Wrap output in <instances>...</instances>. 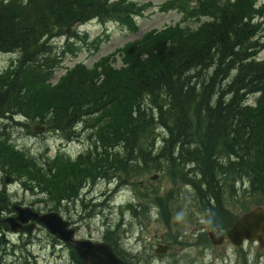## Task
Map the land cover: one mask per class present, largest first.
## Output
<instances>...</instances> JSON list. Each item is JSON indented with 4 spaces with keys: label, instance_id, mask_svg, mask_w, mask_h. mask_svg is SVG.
<instances>
[{
    "label": "trees",
    "instance_id": "1",
    "mask_svg": "<svg viewBox=\"0 0 264 264\" xmlns=\"http://www.w3.org/2000/svg\"><path fill=\"white\" fill-rule=\"evenodd\" d=\"M195 8L211 20L193 39H188L193 40L191 44L175 36L155 39L149 41L150 46L129 53L120 71H110L106 65L102 73L70 70L54 85L49 82L59 63L54 57L52 41L65 36L67 29L78 22L121 14L124 6L108 0H0V54L11 58L6 66L0 67V82L5 84L6 92L17 86L18 91L27 95L37 92L42 97V93L48 96L54 92L51 95L54 98L46 100L47 104L41 101L36 112L28 107L27 96L25 103L19 102V97L14 107L25 113L24 120H37L59 132L70 130L81 107L89 108L87 102L82 103L88 96L99 102L100 115L90 117L87 111L79 117L100 130L98 137L106 141L98 167L104 171L106 181L112 179L117 181V186L128 183L137 187V179L147 172L167 174L171 181L180 182V191L170 189L160 194L156 188L143 190L157 208L162 222L171 218L170 198L176 194L187 197L190 188V198L204 220L206 231L220 233L237 217L229 210L232 203L240 202L243 212L250 208L247 204L258 205L257 201L264 196V59L256 58L257 51L264 45V22L253 21L255 14L262 16V13L254 11L249 0H201ZM72 35H75L74 30ZM224 60L231 65L228 72L219 69V63ZM100 76L104 77L96 85ZM112 76L117 79L110 83ZM233 80L243 82L244 86L237 88ZM160 94V100L167 107L159 102L158 107H154L158 110L171 107L180 94V115L176 108L167 110L169 118L164 122L171 136L169 139L159 137V141L149 125L153 116L146 102L148 98L156 101ZM186 95L189 98L182 103V96ZM252 95L256 97L249 103ZM189 103L193 105L191 109ZM227 115L233 121L220 138L219 149L225 147L221 149L220 160L207 157L219 149L209 151L212 148L208 147L200 153L201 150L189 145L188 139L195 132L208 128L214 119L224 122L222 119ZM23 126L26 122L20 128L26 137L28 130H21ZM23 137L20 139L25 141ZM157 140L163 142L156 152L151 146ZM129 143H134V152L126 148L116 150L119 145ZM129 155L132 162L127 164L123 159ZM176 156L180 158V167L173 160ZM42 161L35 160L24 146L16 149L0 145V168L4 172L22 171L27 185L44 186L46 192L55 182L51 172L53 165L46 159ZM67 166L61 165L62 170ZM195 166H198L197 171L192 170ZM121 174L126 176L121 177ZM56 176L66 181L64 173ZM118 238L121 235L104 236L126 264L128 260L118 248L123 247L122 244L118 247L114 244ZM205 242L206 233L199 231L196 243L206 245Z\"/></svg>",
    "mask_w": 264,
    "mask_h": 264
},
{
    "label": "bare ground",
    "instance_id": "2",
    "mask_svg": "<svg viewBox=\"0 0 264 264\" xmlns=\"http://www.w3.org/2000/svg\"><path fill=\"white\" fill-rule=\"evenodd\" d=\"M224 61V63H219V69L221 71L228 72V67L230 68L231 65L227 60ZM12 78L15 79V77ZM183 78L186 77L183 75ZM233 81L236 84L237 88H242L244 86V83L240 82L239 80ZM184 87L185 84L180 87L182 91L184 90ZM42 94L44 97L45 93ZM1 96L2 99L0 101V104L4 106H0L3 107L0 109V115H3L0 117V145L13 148L15 145L14 135L18 133V130L24 123V117H26V115H24L25 113L20 112L16 107H14V104L18 105L19 97L21 98V101L19 102L25 103V98L27 96L28 98L26 99V101L28 103V107L34 109V112H36L38 106L41 103L42 97L40 93L37 92L29 93L28 95L27 93L23 94L22 92L18 91V86L15 88V90L6 92L5 84L3 82H0V98ZM161 97L162 95L159 96L156 101H151V99L148 98L146 102V108L153 116V119L149 123V125L151 126V129L154 130L153 133L155 134V136H157L158 140L159 137L160 139H169L171 136L169 133H167L168 130H166V123L164 122L165 120H167V118H169L167 110L174 111V109L176 108V113L180 115V94H177V100L171 107L158 110L154 107H158V103L162 102L160 100ZM188 98V95L182 96V103L185 102ZM84 102H87L89 104V108L86 106V108L81 107L83 109L80 111L77 120L70 128V130L67 132L60 131V138L56 140L57 144L66 147V150L68 151L76 147L78 149L81 148L87 154V166L85 170L79 175V177H77L78 189H74L70 186L64 188V186L67 185L64 181H60V183L48 189V191L46 192L44 186L37 187L35 185H27L23 186V188L25 191L29 192H44L39 199L40 205L42 207L41 213H52L51 208L53 206H57L62 220L79 234H81L80 230H82V228L87 227L88 230H91L96 229V226H101V230H103L105 235H108L109 237L117 238V236L123 234V237L117 239L118 241H116L115 239L114 244L118 247L119 244H124V241L126 240L124 235L130 228V223L125 225L123 218L127 215L133 217L137 215L144 216V214L148 213V210L145 208V206L140 207L137 204L138 202L141 203V200L143 199V193L139 189H134L133 191H136L138 200L136 201L135 199H127L126 201H118L116 207V216L118 217V219L121 218V220L120 222L118 220L115 223H109V216H113L112 203L116 199V197H114V194L118 192V189L114 186V184H108L110 185V187H112V192L101 191L95 193V186L86 187L84 178L87 177L88 174H95V172L97 171L101 158L103 157V153L105 152L103 144H105L106 141H102L101 138L98 137V135L101 133L100 130L91 127L87 122L84 121V119L79 117L80 115H82L83 117V115L87 113V111L90 117L100 115L102 112L101 104L99 102H95L89 96L82 103ZM161 105L167 107L164 102H162ZM192 107V103H189L188 108L191 109ZM222 120L224 122L220 120L218 121V119H214L213 123H210L208 128H201L199 133H192V137L188 139L189 145L201 150L200 153L205 152L208 147L212 148L209 151H215L219 149V146L221 145L220 138L223 135V132H226L228 130L229 123L233 121V118H230V116L227 115L225 119ZM98 122L99 120L96 123ZM158 140L151 146L152 149L156 150V152L159 145H161V143L163 142L161 140V142L159 143L160 140ZM133 144L129 143L125 146L119 145L116 150L119 151L126 148L129 152L131 150V152H134L136 150V147ZM116 145H114L112 148H114ZM149 147L150 145L148 146V148ZM221 149L225 150V147L223 146L218 151L207 155L208 159L210 158V160H212V158H214L217 161L218 159L220 160L222 158ZM178 150L180 151V146ZM173 160L176 166L180 167V158L176 156ZM123 161L128 164L132 162V158L130 157V155L126 156ZM163 164L164 163H162V166ZM197 169L198 166L192 167V170L194 171H197ZM2 175L3 170L0 168V207L7 208L10 207L13 203V195L10 194L9 190L13 188L17 183H19L24 178V175L22 171L18 172V169H10L9 172H6V182H4V178L2 177ZM45 176L47 177L49 175L46 174ZM98 176H101V178H105L104 172L102 174H99ZM125 176V174H121V177ZM161 176H165L168 178L167 174L161 173ZM50 178L52 179L51 175ZM172 187H176L175 190L180 191V182H174L172 180ZM75 207H77L79 210H76ZM98 213L101 219L105 222L101 225L98 221H96V219H94V215ZM158 217L162 221V218L160 216ZM74 238L76 237L74 236ZM54 240H58L59 242H54V244H52ZM68 241L69 239L67 238H57V233H55L52 235H47L44 238L42 244L38 246L37 243L34 242L20 243L18 245V241H15L13 236L9 237L8 234L5 233V229L2 230L0 228V264H84L83 260L80 258L76 250L72 246L65 244V242ZM59 245L62 246L59 247ZM118 248L123 251V254L128 260L125 261L126 264H154V262L152 263L151 260H148L149 255L146 256V254H144L141 250L124 251L123 247L119 246ZM151 256L156 261H159V264H180V257H168L167 255L155 252L151 254ZM122 264H124V261H122Z\"/></svg>",
    "mask_w": 264,
    "mask_h": 264
},
{
    "label": "rangeland",
    "instance_id": "3",
    "mask_svg": "<svg viewBox=\"0 0 264 264\" xmlns=\"http://www.w3.org/2000/svg\"><path fill=\"white\" fill-rule=\"evenodd\" d=\"M136 1L139 4H146L148 6L144 11V14L135 19L137 26L136 31L126 29L123 26L114 24L112 22H107L105 25H99L94 22H89L88 24L81 27V29L84 28V30L88 32L90 38L99 35L103 39H105V37L107 36V38L102 42L99 48L97 50H94V52L87 50L88 48H90V46H87L85 45V43L83 44L81 41H79V43H74L73 46L75 48L77 46L76 44H79L81 50L78 51L76 49H73L75 54L67 53L65 50L64 55H62V50L65 48L66 38L55 40L54 49L58 56H62V63H60V67L58 66L56 68L52 83L56 85L55 82L58 80V77L64 73V68L71 67L80 61L83 62L86 66H91L94 62L98 61L99 58L111 53H115L116 49H118L122 45L141 38V36L150 29H160L165 25H176L178 23L187 25L190 28H195L199 24V22L195 19L184 20L182 14L177 10H169L166 12L162 11L160 9V6L167 0ZM181 33L183 36H190L185 30H181ZM188 39H193V37H188L184 40V42H186L187 44H191L193 40ZM72 40L78 42L76 38H73ZM119 55L120 54H115V60L111 61L117 66L121 65L122 63L121 59H119ZM259 56H264V50L260 52ZM9 60L10 59L8 56L0 55V67L2 68L3 66H6L9 63ZM116 79L117 76H112L110 77L111 81L108 82L113 83ZM100 80L102 81V78ZM52 94L55 93L52 92L49 93L48 96H42L41 101L43 102V104H47L46 100H52L54 98L53 96H51ZM24 122H26V126H23L21 130L27 129L28 132H26L30 135H33L30 132V130H32V127L35 124H40L37 120L29 118L25 119ZM46 133L47 132L45 130L44 133H37L38 135H33L32 138L34 140V143L36 144L35 146L30 143L24 142L22 139H20L21 141L18 142V144H28L29 148L38 154L42 152L45 146H47L48 154L51 156L53 149L49 152V146L54 148V143L50 140L43 141L45 137L50 136ZM18 137H23L20 129L18 130ZM76 151L83 150L81 148L74 149V153H76ZM77 174L78 171H76V169H73V171H71L70 173V175L72 176H76ZM155 174H157L156 179H152V176H154ZM137 180L140 181L141 185L146 187L147 189L156 188L160 194H164L170 189L176 191V187H172L171 180H169L165 176H161V173H156L155 171L147 172L140 176ZM94 186H96L95 193L101 191H113L112 187L107 184L106 180L98 181ZM134 189H139L142 191V198L144 200L142 198L140 199H142L141 202L143 201V203L138 202L137 204L140 207L145 206V208L148 210V213L144 214V216L137 215L133 217L127 215L126 217H124L123 220L125 225L130 223V228L128 229V232L125 233L124 237L128 240L127 247L134 249V251L141 250L144 254H146V256L149 255L148 260H151L150 256L154 253L153 251L156 248L157 243L159 241H162V244L167 245L169 248V253H171L167 256L176 258L180 257V264H210L211 260H208V258H212L213 256H219V260H222V258L224 257V264H256L255 255L258 253L257 250L251 248L250 252L248 253V251L241 250L240 246H232L231 243L229 244L228 240H224L222 241L223 243L220 242L216 246L211 245L207 236V232H205V247L201 248V245L196 243L197 232L202 228L201 225H203L204 220L200 219L197 207L194 205V202L190 198L192 194L190 188L187 189L189 191L186 193L187 197L179 196L176 194L170 198L169 202L173 207V209H171V216H169L171 218H169L166 222H162L160 218L155 215V213L157 212L156 207L153 208V203H151V201L148 200V197H145L144 195V193H148L143 191L144 189L142 190L139 186L131 187L128 185L127 187L120 189L114 194V197H116V199L112 203L113 216H109V223L117 222L118 220L120 222L121 220V218L118 219V217L116 216V207L118 201H126L127 199H135L136 201L138 200L136 191H133ZM18 191L24 192V190L22 189H18ZM25 192L29 193L28 191ZM28 196H30V194H28ZM257 202L259 203L258 205L262 207L261 211L264 214V196H262L261 201ZM247 206L250 208L242 212L240 208V202L236 201V203L234 202L230 205L229 210L237 214L238 216L244 212H250L255 209V207H258L255 202L247 204ZM75 209L79 210L77 207H75ZM94 216V219H96V221H98L100 225L102 223H105L101 219L99 213L95 214ZM263 222L260 223L262 224ZM100 227L101 226H96V229L91 230H88L87 227H85L80 230V233L82 235H85L86 237L95 239L100 237L101 231H103L100 230ZM203 236L201 237V240L203 239ZM180 240H183V242L180 243ZM249 246L257 248V244L252 243ZM153 262L154 264H159V261H156L155 259H152V263Z\"/></svg>",
    "mask_w": 264,
    "mask_h": 264
},
{
    "label": "water",
    "instance_id": "4",
    "mask_svg": "<svg viewBox=\"0 0 264 264\" xmlns=\"http://www.w3.org/2000/svg\"><path fill=\"white\" fill-rule=\"evenodd\" d=\"M261 210L262 208L257 207L250 212L242 214L227 231V237L236 245L244 237L250 240L256 238L260 227L264 224V214ZM38 221L47 226L52 233H57V236L62 239H68L71 236L72 232L66 231L62 222L48 221L46 217L38 218ZM51 222L58 225H53L52 227L49 224ZM260 222L263 223L261 224ZM208 235L212 243H220L223 240L222 235L215 236L213 232H209ZM73 243L76 245L80 258L86 264H122V261L114 255L108 245L93 244L88 241H75Z\"/></svg>",
    "mask_w": 264,
    "mask_h": 264
},
{
    "label": "flooded vegetation",
    "instance_id": "5",
    "mask_svg": "<svg viewBox=\"0 0 264 264\" xmlns=\"http://www.w3.org/2000/svg\"><path fill=\"white\" fill-rule=\"evenodd\" d=\"M16 134H18V133H16ZM81 171H83V170H81ZM5 175H6V172L3 171L2 177L4 178ZM63 180H65V178H63ZM65 183L67 184L66 181H65ZM15 187H16L15 191L13 190L14 187L9 190L10 194L13 195L12 205L10 207H7V208H1L0 207V221H2L6 217L16 216V213H14L15 205H17V207L21 208V209L22 208H29L30 210L36 211L38 213L42 212V207L40 205L39 199L31 198L30 196H28L29 193H26V192H18L17 186H15ZM67 187H68V184L64 186V188H67ZM18 197H20V198H18ZM51 210L57 211L58 213H60L57 206H55V207L53 206L51 208ZM18 215L20 217H22V219L25 220V221H23L21 219H18V232L16 233V235L13 236L15 241H18V245L20 243L34 242V243H37V246H38V245L42 244V242L44 241V238L47 235H51L48 233V231L44 227L40 226L33 219L29 218V214L27 211H21L20 213L18 212ZM27 218H29V219H27ZM0 228L2 230L5 229L6 232L8 230H10L6 224L1 223V222H0ZM25 230H27L29 232H27ZM74 233H75L76 238H85V235L79 234L75 230H74ZM8 236H9V234H8ZM259 240L260 241H253V242L245 241L240 246V248H241V250L248 251V253L250 252L251 248L254 250H257L258 253L255 255L256 264H264V230L260 232ZM54 242H59V241L54 240L52 242V244H54ZM250 243L257 244V248L249 246ZM65 244L70 245L68 243H65ZM61 246L62 245H59V247H61ZM218 258H219V256H213L212 259H214V261H217V260H219ZM245 258H246V256H245ZM213 264H215V263H213ZM219 264H224V259L219 260Z\"/></svg>",
    "mask_w": 264,
    "mask_h": 264
}]
</instances>
